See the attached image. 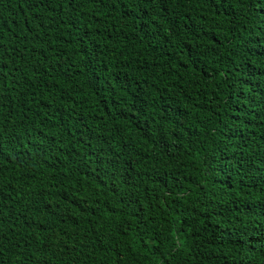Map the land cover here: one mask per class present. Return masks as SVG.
Wrapping results in <instances>:
<instances>
[{
  "label": "trees",
  "instance_id": "trees-1",
  "mask_svg": "<svg viewBox=\"0 0 264 264\" xmlns=\"http://www.w3.org/2000/svg\"><path fill=\"white\" fill-rule=\"evenodd\" d=\"M0 264H264V0H0Z\"/></svg>",
  "mask_w": 264,
  "mask_h": 264
}]
</instances>
